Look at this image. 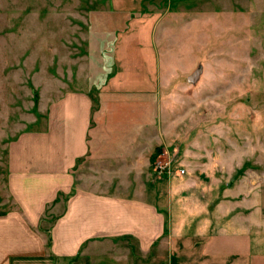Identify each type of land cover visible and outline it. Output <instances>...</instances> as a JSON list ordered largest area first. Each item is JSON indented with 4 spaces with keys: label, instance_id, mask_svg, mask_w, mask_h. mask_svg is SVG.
I'll return each instance as SVG.
<instances>
[{
    "label": "rangeland",
    "instance_id": "obj_1",
    "mask_svg": "<svg viewBox=\"0 0 264 264\" xmlns=\"http://www.w3.org/2000/svg\"><path fill=\"white\" fill-rule=\"evenodd\" d=\"M155 9L162 15L153 31L158 83H153V96L130 93L129 98L155 100L159 138L142 155L145 168L134 175L143 174L139 186L150 199L149 183L156 178V203L182 231L179 217L202 204L207 211L230 210L226 228H247L240 218L250 198L260 227L247 228L255 238L245 237L251 244L242 241L241 250L264 251L259 218L264 210L258 204L264 182V0H0V212L15 207L6 189L8 143L40 124L34 119L44 117L46 103L63 86L90 88L114 70L106 58L113 57L112 44L106 48L108 38L90 31V20L123 12L121 19L131 29L143 16L146 28ZM103 47L110 50L106 59ZM198 68L199 79L188 82ZM126 70L120 68L118 75L124 78ZM135 127L112 123L106 145L114 149L131 143ZM155 161L170 165V171L155 170ZM121 164L110 162L107 169L96 164L90 170L94 181L105 185L111 179L117 187L129 176L136 186L132 172L125 176ZM49 214L43 228L53 219ZM94 252L102 256L104 250Z\"/></svg>",
    "mask_w": 264,
    "mask_h": 264
},
{
    "label": "crops",
    "instance_id": "obj_2",
    "mask_svg": "<svg viewBox=\"0 0 264 264\" xmlns=\"http://www.w3.org/2000/svg\"><path fill=\"white\" fill-rule=\"evenodd\" d=\"M172 1L180 0H168ZM155 10L146 28L143 16L131 29L128 20L121 19L123 12L120 19L106 15L90 20V31L108 38L106 48L112 44L113 57L106 58L114 70L90 88L63 86L46 103L44 117L34 119L40 124L33 123L8 143L6 189L15 207L0 212V264H264V251L241 250L242 241L251 244L245 237L254 236L247 228L260 227L250 198L240 218L247 228H226L230 218L225 215L231 211H207L202 204L179 217L182 231L156 203V178L149 183L150 199L139 186L143 174L134 175L145 168L142 155L159 138L155 100L129 98L130 93L153 96V83H158L153 31L162 15ZM105 47L103 57L110 53ZM120 68H127L124 78L118 75ZM112 123H134L132 142L114 149L106 145ZM110 162H121L125 176L132 172L136 186L128 182L129 176L117 187L111 179L97 184L93 167L101 164L107 169ZM258 197L264 210V182L259 183ZM48 213L53 219L43 228ZM259 218L264 228V211ZM124 239L135 245L125 247ZM228 247L237 250L226 251ZM98 249L104 250L102 256H96Z\"/></svg>",
    "mask_w": 264,
    "mask_h": 264
},
{
    "label": "built area",
    "instance_id": "obj_3",
    "mask_svg": "<svg viewBox=\"0 0 264 264\" xmlns=\"http://www.w3.org/2000/svg\"><path fill=\"white\" fill-rule=\"evenodd\" d=\"M154 169L156 170H159V171H163L164 169L165 170H167V172L168 171H170L169 169H170V165H168V164H162L160 161H155L154 162ZM185 172V170L184 169H179V173L180 174H183Z\"/></svg>",
    "mask_w": 264,
    "mask_h": 264
},
{
    "label": "water",
    "instance_id": "obj_4",
    "mask_svg": "<svg viewBox=\"0 0 264 264\" xmlns=\"http://www.w3.org/2000/svg\"><path fill=\"white\" fill-rule=\"evenodd\" d=\"M201 74V68H198L196 71H194L189 77H188V82H195Z\"/></svg>",
    "mask_w": 264,
    "mask_h": 264
}]
</instances>
